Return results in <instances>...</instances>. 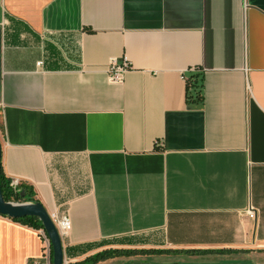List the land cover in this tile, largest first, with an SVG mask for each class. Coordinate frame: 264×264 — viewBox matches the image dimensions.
Returning <instances> with one entry per match:
<instances>
[{
	"label": "crops",
	"instance_id": "0c3cea01",
	"mask_svg": "<svg viewBox=\"0 0 264 264\" xmlns=\"http://www.w3.org/2000/svg\"><path fill=\"white\" fill-rule=\"evenodd\" d=\"M0 130L69 264H264V0H0ZM40 231L0 216V264H52Z\"/></svg>",
	"mask_w": 264,
	"mask_h": 264
},
{
	"label": "trees",
	"instance_id": "16d2710c",
	"mask_svg": "<svg viewBox=\"0 0 264 264\" xmlns=\"http://www.w3.org/2000/svg\"><path fill=\"white\" fill-rule=\"evenodd\" d=\"M186 99L188 105L203 104L204 103V77L200 70L196 69L186 79ZM0 184L3 193L4 200L6 202L23 204V203H39L35 198L33 191L26 185L21 184L17 191H13L10 187V180L6 178L1 172ZM23 225L29 226L36 230H44L42 223L39 219L28 217L18 220H13ZM163 254V251H144V250H120L110 249L97 253L85 261L77 264H98L100 262L107 261L109 259L122 257V256H134L142 254ZM52 255V254H51Z\"/></svg>",
	"mask_w": 264,
	"mask_h": 264
},
{
	"label": "water",
	"instance_id": "95a60500",
	"mask_svg": "<svg viewBox=\"0 0 264 264\" xmlns=\"http://www.w3.org/2000/svg\"><path fill=\"white\" fill-rule=\"evenodd\" d=\"M2 172V145L0 141V176ZM0 216L12 220H18L28 217L37 218L41 221L44 232L46 233L52 252V264H64L65 255L62 243V237L57 227L51 219L50 214L41 203L13 204L6 202L3 197L0 184Z\"/></svg>",
	"mask_w": 264,
	"mask_h": 264
},
{
	"label": "built area",
	"instance_id": "2783aa9c",
	"mask_svg": "<svg viewBox=\"0 0 264 264\" xmlns=\"http://www.w3.org/2000/svg\"><path fill=\"white\" fill-rule=\"evenodd\" d=\"M39 66H41V63ZM131 70H132V65L130 64V62L126 57H124L121 62H119L117 59H112L109 63L107 70L108 80L111 83L121 84L124 82L126 74ZM20 185L21 183L19 180L16 179L10 180V187L13 191H17ZM50 216L55 226L57 227L60 236L62 238L65 237L71 229V221L69 217L67 215L58 214V213L52 214ZM250 216L253 217L254 214L250 212ZM40 233L44 240L45 253L50 254L51 253L50 241L44 230H41ZM64 264H69V262L65 260Z\"/></svg>",
	"mask_w": 264,
	"mask_h": 264
},
{
	"label": "rangeland",
	"instance_id": "374dc122",
	"mask_svg": "<svg viewBox=\"0 0 264 264\" xmlns=\"http://www.w3.org/2000/svg\"><path fill=\"white\" fill-rule=\"evenodd\" d=\"M1 131V130H0ZM1 134V133H0ZM1 136V135H0ZM13 204H17V203H13ZM23 204H25V203H23Z\"/></svg>",
	"mask_w": 264,
	"mask_h": 264
}]
</instances>
